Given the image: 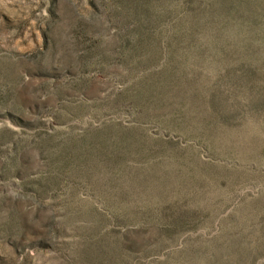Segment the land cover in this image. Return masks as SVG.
I'll return each mask as SVG.
<instances>
[{
  "label": "rangeland",
  "instance_id": "obj_1",
  "mask_svg": "<svg viewBox=\"0 0 264 264\" xmlns=\"http://www.w3.org/2000/svg\"><path fill=\"white\" fill-rule=\"evenodd\" d=\"M0 264H264V0H0Z\"/></svg>",
  "mask_w": 264,
  "mask_h": 264
}]
</instances>
